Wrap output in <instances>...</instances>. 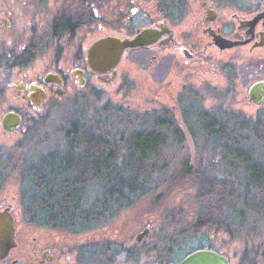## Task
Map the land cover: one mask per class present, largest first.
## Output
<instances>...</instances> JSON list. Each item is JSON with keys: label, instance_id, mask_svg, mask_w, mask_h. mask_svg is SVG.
<instances>
[{"label": "flooded vegetation", "instance_id": "obj_1", "mask_svg": "<svg viewBox=\"0 0 264 264\" xmlns=\"http://www.w3.org/2000/svg\"><path fill=\"white\" fill-rule=\"evenodd\" d=\"M109 36L136 43L123 50L114 67L97 71L89 64V49ZM261 81L264 0H0V138L9 141L8 149L0 150V207L14 205L15 223V244L0 264H65L67 253L66 264H78L85 257L82 247L101 244V239L82 237L94 230H66L60 237L55 225L39 222L28 203L48 199L26 192L40 189L42 183L32 182L31 175L40 173L43 161L50 173L58 170L52 163L62 155L68 170L75 162L88 163L89 152L94 153L89 139L76 135L74 141L66 134L63 145L49 156L25 167L22 162L18 168L23 175L14 188L5 185L15 159L9 148L30 147L27 141L39 126L40 110L56 107L70 88H80L82 94L73 96L75 104L82 105L86 88L94 93L144 90L153 106L134 111L129 125H144L145 131L136 132L161 139L166 154L171 144L191 142L186 157L194 160L196 143L203 144L200 154L208 156L207 142L234 140L249 122H263L264 103L250 96L252 86ZM240 101L257 113L245 112L237 105ZM7 112L20 116L12 128L4 125ZM116 125L120 127V121ZM36 141L41 147L40 139ZM88 185L68 184L83 188L78 194L82 203Z\"/></svg>", "mask_w": 264, "mask_h": 264}, {"label": "rangeland", "instance_id": "obj_2", "mask_svg": "<svg viewBox=\"0 0 264 264\" xmlns=\"http://www.w3.org/2000/svg\"><path fill=\"white\" fill-rule=\"evenodd\" d=\"M39 64L40 62L37 63V65ZM76 87L70 88L68 93L60 97L56 107L47 106L40 110L39 126L33 129L29 137L30 140L28 139L27 141L30 147L21 148L18 146L14 149L9 148L13 152L15 159L7 169L8 173L6 177L8 180L5 185L14 188L18 180H20V176L23 175L22 168H18L22 167V162L23 167H25V164L33 165L37 163L40 157H45L51 152L56 151L58 145H63L62 143L65 140L64 136L72 127L73 122H90L95 112L100 108L101 112L105 111L104 118L102 117L103 121L101 120V124L105 130L123 133L125 138L133 136L136 131H145L146 127L144 125H129V121L132 122L135 117L134 111L146 110L153 106V103L149 101L144 90H141L139 93H135L134 91V93H130V91L126 92V89L124 92H116V89H108L101 93H94V91H89L86 88L83 89V93L85 92L86 96H84L85 101L82 105L80 103L75 104L73 95L80 91V88L78 86ZM103 87L101 85V88ZM80 94H82V91H80ZM237 105L240 107L244 106L247 110L245 112H248L250 115H254L258 111L252 108V106L251 108L248 107L247 104H244V101H240ZM124 109H128L127 111L129 112L127 126H124L127 119L118 116L120 115L119 112H122ZM1 113H4L3 106L0 107ZM117 121H120L122 125L120 126V131L119 125H116ZM242 131L248 134L246 141L222 143L223 145L218 148L214 156L208 155L204 159V156L198 151L194 161L195 164L202 165L203 167L215 166L222 170L227 169L225 172H228L227 175L230 181H234L237 184L234 194H238V198L232 196L227 197L223 205L224 214L228 216L231 222H235L233 224L234 230L229 232L223 229L211 228L208 230L204 228L203 230L205 232L189 239L182 248L177 249L174 253L175 256H172L171 262L179 260L196 248L211 247L226 254L230 258L231 264H264V214L260 213V210L249 209L242 200V195L245 193L246 188L244 181L249 173L248 168L256 162L264 164V145L263 139L256 138L249 129H242ZM39 139L41 141V147L35 145V141ZM8 143L9 141H6V139L0 138V150L8 149ZM190 144L191 142H185L181 145L171 144L169 154L163 152L164 147L161 146V157L157 159V165L162 166V163H166V168L161 172L167 171L168 163V170L170 171L177 167L182 160L187 159L186 156H188ZM196 144L199 150H203V144L199 142ZM225 144H227L230 152L226 151L227 148H224ZM33 145L34 149L32 148ZM190 149H192L191 146ZM22 155L28 157L26 161L21 159ZM225 172H223L222 176L226 175ZM150 174L151 185L155 184L153 181L159 177L163 178L162 173L158 171H153ZM177 182L180 183V180ZM135 184L137 183L134 182ZM231 185L232 183L228 187L230 188ZM148 187V185L141 183L136 191H132L129 199L126 201L132 203L135 200L133 206L122 210H118V206H115L113 210L115 216L108 224L101 226V228L94 230L88 235L82 236L84 239H88L89 237L96 240L101 239V245L94 244L98 242L95 241L82 247L81 251L85 253V257L80 258L78 264H154L152 257H147V251L145 250L149 248L155 235L159 233L162 236L166 232L165 235L171 238L178 227L179 229L182 228L185 219L188 218L191 220L194 218L198 210L202 207L198 197L199 189L195 182H181V184L171 185L170 188L160 187L154 191L152 187H150L151 189ZM8 189L6 188V190ZM99 190L100 187L98 185H92L88 188V195L84 199V208H93L95 200L99 195ZM158 193L163 194V200L161 202H157L159 201L156 198ZM252 193L256 196L260 194L257 188L253 189ZM12 198L13 201L16 200L15 196H12ZM209 203L215 204L217 201L211 199ZM100 205L99 208L102 211L101 213H103L102 215H107L105 214V206ZM242 208L243 214L238 212V215L236 210ZM176 221H179L180 224L174 225ZM99 223H101V217L99 218ZM146 227H149V231L141 240H137V235ZM54 229H56L54 232H57L60 237L67 234L64 232L65 230L62 231V229L57 227ZM109 239L121 242L124 249L131 247L134 243H139L141 249L144 250L142 258L140 261H137L135 258L130 257L126 251H118L117 247L113 245L109 249H105V243H112H109L111 241ZM172 245L173 247H180L175 241ZM69 256L68 253L64 255L65 264L66 261L68 263L70 262Z\"/></svg>", "mask_w": 264, "mask_h": 264}, {"label": "trees", "instance_id": "obj_3", "mask_svg": "<svg viewBox=\"0 0 264 264\" xmlns=\"http://www.w3.org/2000/svg\"><path fill=\"white\" fill-rule=\"evenodd\" d=\"M127 110H122L118 116L128 121L127 116L129 112ZM104 112H101V108L98 109L90 122H73L72 127L67 132V135H70V138L73 137L74 141H76V135H82L84 139H89V145L94 150V153L91 154L89 152V156H87L88 163L84 162L81 165H77L75 162L76 166L74 169L68 170L69 163L66 162V155H62L61 161L58 160V162L52 163V166L58 168L57 171L50 173L48 169H44L45 167L48 168L46 166L48 164L43 161L42 166L44 168H41L40 173L31 175L32 182L42 183L43 186L41 184L39 190L31 191V189L26 192L28 194L31 192H35V194L41 193L37 197L48 199L46 202H28L30 206L34 207L33 213L38 216L39 222L55 225L57 228L65 231L74 230L80 232L96 230L113 219L115 216L113 212L115 206H118V210L133 206L135 200L132 203L126 201L129 199L132 191H136L141 183L148 185V188L152 187L154 191L160 187L170 188L171 185L178 183L177 181L180 180V184L186 181L197 184L199 189L198 197L202 207L194 218L191 220L186 218L187 220L185 219L182 228L179 229L178 227L171 238L165 235L166 232L162 236L159 233L155 235L149 248L145 250L147 251V257H152L154 264L171 262L172 256H175L174 253L177 249L182 248L189 239L205 232L204 228L208 230L211 228L223 229L229 232L234 230L233 224L235 222H231L223 211V205L227 197L238 198V194H234L237 184L234 181H230L227 175L228 172H225L227 169L222 170L215 166L203 167L202 165L195 164V159L191 160L190 157H187L173 171L161 172L166 168V163L158 166L157 159L161 157L162 151L160 152V148L164 142L158 139V137L145 132H135L133 136L125 138L123 133L107 131L101 124ZM126 124L124 126H127ZM248 124V126L241 127V129H249L256 138L263 139L264 145V122L260 124H251L249 122ZM241 133H239L240 137L234 140L207 142L205 149L208 148L211 156H214L218 148L223 145L222 143L246 141L248 134L243 133L242 130ZM98 142L101 143V148L98 146ZM224 146V148L228 147L227 144ZM100 149L101 155L99 154ZM226 151L230 152L228 148ZM229 156L231 155L229 154ZM211 164L213 163L211 162ZM206 168L208 169L206 170ZM153 171L162 173L163 178L159 177L153 181L155 184L151 185L150 173ZM248 171V177L244 181L246 188L245 193L242 195V200L249 209L260 210L259 212L264 214V164L256 162L248 168ZM223 172L226 173L225 176H222ZM133 179L137 184L134 185ZM70 182H83L84 184H89L88 188L92 185L100 187L99 195L95 200L93 208H84V202L82 203L78 197L83 188L77 186L71 189V186H68ZM46 183L47 186L44 187ZM231 183L232 185L229 188L228 185ZM58 184L63 185L60 186ZM255 188L259 190V196L252 193V190ZM47 193L48 195H46ZM162 196V193L156 195V198L159 200L157 202L163 200ZM211 199H215L217 203L210 204L209 201ZM100 204L105 206L106 217L101 213ZM238 212L243 214V208L236 210V213L239 215ZM100 217L101 223H99ZM177 224H180V222L176 221L174 225ZM109 240H111L109 243H112H105V249H109L113 245L117 247L118 251H126L130 257L135 258L137 261H140L142 258L144 250L141 249L139 243H134L131 247L124 249L121 242H117L114 239ZM174 241L180 247H173Z\"/></svg>", "mask_w": 264, "mask_h": 264}, {"label": "water", "instance_id": "obj_4", "mask_svg": "<svg viewBox=\"0 0 264 264\" xmlns=\"http://www.w3.org/2000/svg\"><path fill=\"white\" fill-rule=\"evenodd\" d=\"M136 40L109 36L95 42L89 49L88 61L91 67L97 71H104L114 67L120 60L123 50L128 45H133ZM42 97L44 92L41 90ZM250 96L257 103H264V81L254 84L250 90ZM41 100V99H40ZM39 100V105L41 104ZM20 116L14 112H7L4 116V125L12 128L19 122ZM14 205L9 202L7 206L0 207V258H3L15 244V223L12 210ZM149 231L146 227L136 239L141 238ZM163 264H231L230 258L211 247L196 248L175 262Z\"/></svg>", "mask_w": 264, "mask_h": 264}]
</instances>
